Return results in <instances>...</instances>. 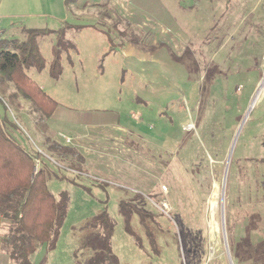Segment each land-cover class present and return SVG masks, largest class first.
I'll use <instances>...</instances> for the list:
<instances>
[{
    "label": "rangeland",
    "instance_id": "374dc122",
    "mask_svg": "<svg viewBox=\"0 0 264 264\" xmlns=\"http://www.w3.org/2000/svg\"><path fill=\"white\" fill-rule=\"evenodd\" d=\"M46 1L28 16L0 0L4 38L80 27L66 32L57 81L52 35L38 40L45 68L27 75L65 119L119 118L137 160L108 175L99 160L78 161L59 124L63 150L76 153L62 160L32 104L0 97L6 134L37 153L48 191L68 196L55 248L39 245L31 263L88 264L92 223L106 211L118 264H264V0H88L80 10ZM6 232L0 218V241ZM0 264L16 263L0 249Z\"/></svg>",
    "mask_w": 264,
    "mask_h": 264
},
{
    "label": "trees",
    "instance_id": "16d2710c",
    "mask_svg": "<svg viewBox=\"0 0 264 264\" xmlns=\"http://www.w3.org/2000/svg\"><path fill=\"white\" fill-rule=\"evenodd\" d=\"M77 1L64 0V5L68 8ZM79 28L64 22L57 31L31 29L25 31L23 41L5 39L1 33L0 97L5 99L4 103L9 108L15 106L19 109L20 101L31 103L39 116L40 127L45 126V121L52 116L58 104L27 75L30 69L40 72L45 68L38 40L45 36L55 37L49 76L57 81L62 73L61 57L72 48L65 39L66 32ZM9 86L13 90L7 94ZM50 148L58 154L62 153V160L76 154L70 149L63 150L66 147L56 143H52ZM78 156L76 154L78 161L82 160ZM37 157V153L24 149L6 134L0 123V218L7 223V232L0 241V249L16 264H32L31 257L39 245L45 244L49 250L55 248L68 209L66 192H61L56 198L48 191L45 168L40 167L42 161H38ZM71 170L78 172L75 168ZM134 211L138 213L141 223L145 218L151 219L138 210ZM92 227L95 234L90 243L94 254L88 264H118L111 244L114 223L106 211L94 219ZM126 229L136 242L140 241L129 227Z\"/></svg>",
    "mask_w": 264,
    "mask_h": 264
},
{
    "label": "crops",
    "instance_id": "0c3cea01",
    "mask_svg": "<svg viewBox=\"0 0 264 264\" xmlns=\"http://www.w3.org/2000/svg\"><path fill=\"white\" fill-rule=\"evenodd\" d=\"M44 5L47 4V1L44 0ZM43 0H12L13 5L19 9H25L30 12H27L28 16L37 15L33 10L39 7V3L41 4ZM88 0H84L81 2L77 1L76 4H73L75 9H85ZM62 4L64 8V0H57L56 5ZM43 4V3H42ZM67 9V8H66ZM70 10V9H67ZM63 20V19H62ZM1 33L4 37V30L1 29ZM53 112L52 116L45 121V130L46 134L49 136L45 139L52 140V143H56L64 146L62 141L61 132L55 133V131H59V124L63 126H68L72 136L65 135L72 139V146L76 149L79 155L82 157L83 161H87V164H92L94 167L98 166V162H103V168L106 173L118 175V171L127 170L130 168L129 158L133 160L132 168L136 166V151L131 152L130 149L126 146L125 135L128 134L126 128L120 125L119 118L115 120L106 122L105 120H100L99 122H84L80 118H67L65 119L64 114L59 115L58 109ZM61 119H60V118ZM55 118H57L55 120ZM55 140V141H53ZM51 143V144H52ZM51 144L49 146H51ZM67 160V159H65Z\"/></svg>",
    "mask_w": 264,
    "mask_h": 264
},
{
    "label": "built area",
    "instance_id": "2783aa9c",
    "mask_svg": "<svg viewBox=\"0 0 264 264\" xmlns=\"http://www.w3.org/2000/svg\"><path fill=\"white\" fill-rule=\"evenodd\" d=\"M0 37H1V28H0ZM62 139L65 141V142H70V140L68 138H65L64 136L62 137Z\"/></svg>",
    "mask_w": 264,
    "mask_h": 264
}]
</instances>
